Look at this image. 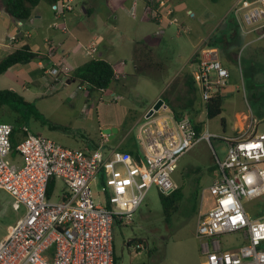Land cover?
Listing matches in <instances>:
<instances>
[{
    "label": "built area",
    "instance_id": "1",
    "mask_svg": "<svg viewBox=\"0 0 264 264\" xmlns=\"http://www.w3.org/2000/svg\"><path fill=\"white\" fill-rule=\"evenodd\" d=\"M53 9L60 11L58 5ZM234 16L241 26L258 27L264 37V0H242ZM84 49L95 59L96 44ZM195 61L192 79L207 112V103L222 94L230 73L214 46L203 47ZM46 72L60 82L72 69L63 64ZM147 114L136 130L139 159L105 144L67 148L23 127L17 165L12 159L14 128L0 122V189L11 196L15 210L25 209L0 242V264H115L114 227L134 221L153 185L165 196L175 192L179 187L172 174L180 157L201 141L219 138L208 131L198 137L191 118L177 119L167 106ZM223 140L225 160L215 152L219 177L199 198L196 237L203 264H264V214L254 217L244 204L264 200V133ZM56 179L65 188L53 201L48 188ZM97 193L104 203L96 200ZM234 233H242L246 243L224 250L221 238ZM144 246L136 243V250Z\"/></svg>",
    "mask_w": 264,
    "mask_h": 264
},
{
    "label": "rangeland",
    "instance_id": "2",
    "mask_svg": "<svg viewBox=\"0 0 264 264\" xmlns=\"http://www.w3.org/2000/svg\"><path fill=\"white\" fill-rule=\"evenodd\" d=\"M188 4L193 5L194 8H191L194 11L199 10L195 18L185 11ZM80 5L79 3L78 6ZM221 11L222 5H215L210 0L178 2L175 14L177 23H172V26L166 28V35L159 39L154 48L164 74L158 81H152L148 76L131 78L128 82L131 88L129 96L128 90L120 89L119 93L124 98L119 101L118 105L105 101L99 108L101 122L106 118L116 117L117 107L128 106L141 111L160 97L167 100L171 108H176L180 113L183 112L184 115L192 118V110L184 109L189 99L193 98L186 84L188 76L192 75L196 67L191 62V58L196 52L199 33L206 37L213 32L212 35L218 37L226 28L225 23L218 24L220 21L216 16ZM0 12L3 13L2 10ZM200 13H204L207 17L204 23H202V18L198 17ZM236 25L241 27L237 22ZM4 27V23L0 22V31H4ZM155 33L158 32L155 31ZM8 35L10 36L9 33ZM262 46L264 49V44ZM240 48L241 46L236 45L234 49H230L235 57L231 61L224 60L231 75L228 88L232 89L234 95L230 97L231 99L225 100L228 105L224 113L214 119H208L199 92H196L197 100H194V108L202 110L201 119L204 121V131L216 134L219 138L212 139L211 142L201 141L180 157L178 169L172 174V180L184 194L179 211L174 215L172 223L167 224L160 200L162 194L157 185H153L147 193L144 204L136 213L134 221L122 227H114V250L118 258H116L117 264H203L204 257L200 250V240L196 237L197 213L193 210L191 195L194 191L201 194L204 188L209 187L218 178L219 170L215 151L221 161L225 160L227 155V145L222 138L227 135L224 133V121L230 130L235 111L252 109L257 116L259 114L264 116V66L261 67L262 72L257 78L259 99H253L251 91L245 96L244 84H249L252 72L247 67L245 50L244 48L240 50ZM118 53L115 50L114 54ZM139 57L141 58L140 53ZM147 58L152 59L150 56ZM138 66L140 72H152L147 61L139 60ZM36 70L40 71L38 68ZM178 73L182 77L172 83L163 95ZM37 76L39 83L27 84L30 93H26L25 100L29 105L24 106L14 101L1 103L0 122L10 123L21 129L28 127L35 135L42 134L72 149H83L86 144L98 142L101 135L100 121L95 108L98 106L96 98L89 100L86 96L87 91L78 87L79 83L59 84L54 83L49 77L40 79V74ZM23 84L11 74H5L0 78V90L14 91L17 89L16 92L21 96L24 92ZM132 98H134L133 103ZM86 105L91 108L89 109ZM198 118L199 115L195 120L200 123L197 121ZM259 130L264 132V121L259 123ZM132 137L133 134H131ZM130 139L125 143H128ZM117 149L125 151L124 147ZM197 168H200L201 172H197ZM64 188L62 180L54 181L53 201L58 200ZM96 200L101 203L105 202L100 194L96 195ZM244 204L252 216L258 214L262 208V203L258 200ZM24 213V207L15 210L11 196L0 189V242L9 228L14 226ZM140 239L145 245V249L141 252L136 250V243L128 245L130 241ZM220 242L225 250H236L245 244L242 233L224 235Z\"/></svg>",
    "mask_w": 264,
    "mask_h": 264
},
{
    "label": "crops",
    "instance_id": "3",
    "mask_svg": "<svg viewBox=\"0 0 264 264\" xmlns=\"http://www.w3.org/2000/svg\"><path fill=\"white\" fill-rule=\"evenodd\" d=\"M5 1L0 0V10L3 11V13L0 12V22L4 23L5 26V30L0 31V61L23 46H29L33 53L40 56L36 59L33 58L27 64H17L3 74H11L16 80L19 79L24 83L22 86L24 90L22 97L24 99L26 93H30L27 84L39 83L38 74H40V79L49 77L56 83L55 79L46 72L50 67L64 64L68 65L73 71L92 60V57L87 55L84 49L85 46L96 44L97 53L95 58H102L113 67L116 79L111 87L104 92L94 93L90 98L88 97V93L86 95L89 100L96 98L98 102V106L95 108L100 121L99 130L101 138L94 144H86L83 149H94L93 147H98L102 144H105L110 149H116L123 145H132V143L135 146L138 125L159 100H164L165 105L173 110L171 104L160 97L153 104L141 111L128 106L117 107L116 117L106 118L103 122H101L102 118L99 115V108L105 101L118 105L119 101L123 100L124 96L119 93L120 89L128 90L129 96L131 88L128 86V82L131 78L148 76L152 81H158L162 77V74H164L163 69L160 67V61L156 58L154 48L157 46L159 39L166 35V28L173 25L170 22V18H176L177 3L185 0H41L34 8L31 18L24 21L12 18L5 11ZM210 1H213L215 5H222V11L216 17H219L218 19L221 22V24L220 22L218 24L222 25L225 23L226 28L222 30L221 35L218 37H214L212 35L213 32L209 33L206 37L199 33L196 52L191 58V62L196 66V61H193L195 55L215 38L218 43L214 47L219 50L220 60L224 67L227 68L224 60L231 61L235 57L231 54L230 49H234L236 45L241 46L240 50L244 48L246 53L248 70L252 72L250 73L251 79L249 80V84H244L245 96L251 91L252 98L255 100L259 99L260 95L257 94V78L262 72L261 67L264 66V49L262 46L264 44V37L261 36L262 31L258 27H239L236 25V22L239 23V21L234 16V9L242 0ZM79 3L81 4L80 7L78 6ZM56 5L59 6L60 11L56 12L53 9ZM62 5H65V7L63 8ZM191 7L194 8L193 5L188 4L185 7V11L195 18L199 10L196 9L194 11ZM170 12L171 14H169ZM199 16L202 18V23H204L206 15L200 13L198 14ZM54 24H57L58 27H54ZM64 27L67 30H63ZM155 31L158 33H155ZM12 37H16L17 41L12 43ZM115 50L119 52L116 55L114 54ZM139 53L141 58H138ZM147 56L152 57V59H146ZM139 60L147 61L152 72L137 73ZM36 68L40 71H37ZM181 77L178 73L163 95L169 90L172 83ZM57 83L70 84L72 82L64 79ZM73 83L77 82L73 81ZM228 83L229 81H227V85L221 94L224 99L223 113L228 105L225 100L234 97L232 89L228 88ZM78 87L80 86L78 85ZM83 89L85 88L83 87ZM14 91L16 92L17 89H14ZM131 101L133 103L134 98ZM86 107L89 108L88 105ZM199 110L201 109L199 108ZM201 113L202 110L197 121L204 123L201 119ZM233 120L230 130L224 121V133H227L224 138H243L264 133L259 130V123L264 121V116L261 114L257 116L252 109L235 111L233 113ZM6 124L16 128L18 131L16 138L20 139L22 136L21 127L17 128L13 124ZM113 127L118 128L119 133L115 139L109 140L107 136L103 135L102 131L103 129ZM32 133L34 132L32 131ZM131 134H133L132 138ZM37 135L43 136L42 134ZM128 139H130L129 142L125 143ZM16 164H21L19 156L16 158ZM257 200L261 203L264 202L263 199ZM116 226L122 227L125 225ZM129 243L128 245L131 246ZM115 257L117 258L114 250Z\"/></svg>",
    "mask_w": 264,
    "mask_h": 264
},
{
    "label": "trees",
    "instance_id": "4",
    "mask_svg": "<svg viewBox=\"0 0 264 264\" xmlns=\"http://www.w3.org/2000/svg\"><path fill=\"white\" fill-rule=\"evenodd\" d=\"M41 0H6L5 1V11L14 19L19 21L28 20L32 16V12L34 8L39 4ZM218 41L213 38L209 45L207 46H216ZM138 52V50H137ZM197 55L193 58V61L197 60ZM40 56L33 53V51L30 49L29 46H23L21 48L16 49L14 52L9 54L6 58H4L2 61H0V76L6 73L11 67L17 65V64H27L31 62L33 58H39ZM43 58V57H41ZM139 67V66H138ZM137 73H141L140 69L137 68ZM116 74L111 66L107 61H105L102 58H95L90 60L89 62L85 63L84 65L76 68L72 71L70 76L68 77L69 82H77L79 83L80 87H84L88 93V97L90 98L94 93L96 92H104L108 90L111 85L115 82ZM187 84L189 86V89L191 93L193 94V98L189 99L188 103L184 107L186 110H192V122L194 124L196 133L198 137H201L204 134V123H197L196 118L200 114V110L197 108H194V100H197L196 92L198 91L194 81L192 79V76H188L187 78ZM8 101H14L23 104L24 106H28L29 103L17 92L4 89L0 90V104L3 102ZM223 104L224 99L221 95H218L217 97L213 98L211 101H209L206 105L207 110V118L208 119H214L218 116H220L223 113ZM173 111L176 115L177 119H180L184 116V113H180V111L176 108H173ZM14 128V127H13ZM18 131L16 128L13 129L12 134V144H13V153H12V159L13 161H16V158L18 156L16 152V146L19 144V142L25 137V135L21 131V138H16V133ZM136 142V141H135ZM132 145H125L122 146L125 148V151L130 152L132 155L136 157V159H139V156L137 154V146ZM94 149L96 147H93ZM117 149V148H116ZM197 172H201L200 168L196 169ZM53 183L52 180L49 184L48 188V195L49 197L53 195ZM192 202H193V210L195 213L198 211V205H199V198L200 193L198 191H194L191 195ZM184 199V194L181 188H178L175 192H173L169 196L161 195V203L163 206V213L165 216V221L167 224H171L174 215L179 211L180 204L182 203ZM264 213V202L262 203L261 211L258 214H255V216H260ZM245 241V240H244ZM142 240H134L129 244L133 243H141ZM246 243V241H245ZM115 264H117L116 257L114 258Z\"/></svg>",
    "mask_w": 264,
    "mask_h": 264
},
{
    "label": "water",
    "instance_id": "5",
    "mask_svg": "<svg viewBox=\"0 0 264 264\" xmlns=\"http://www.w3.org/2000/svg\"><path fill=\"white\" fill-rule=\"evenodd\" d=\"M165 102L164 100H159L154 106L153 108L148 112L147 117L152 116L155 112H158L159 110H161L163 107H165ZM104 136H107L109 138V140H113L115 139L116 135L119 133L118 128L113 127V128H107V129H103L102 131Z\"/></svg>",
    "mask_w": 264,
    "mask_h": 264
}]
</instances>
